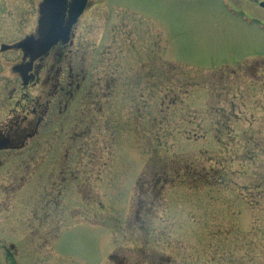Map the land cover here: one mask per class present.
Instances as JSON below:
<instances>
[{"label": "rangeland", "instance_id": "1", "mask_svg": "<svg viewBox=\"0 0 264 264\" xmlns=\"http://www.w3.org/2000/svg\"><path fill=\"white\" fill-rule=\"evenodd\" d=\"M40 1L0 45L36 33ZM262 1L89 0L65 51L82 89L0 160V264H264ZM20 58L0 52V103ZM194 158L227 177L177 176Z\"/></svg>", "mask_w": 264, "mask_h": 264}, {"label": "flooded vegetation", "instance_id": "2", "mask_svg": "<svg viewBox=\"0 0 264 264\" xmlns=\"http://www.w3.org/2000/svg\"><path fill=\"white\" fill-rule=\"evenodd\" d=\"M43 4L44 0H41L38 4V10L42 8ZM27 5L28 0H0V25H12L11 18L13 19L14 17V9L26 11L28 10L26 9ZM81 18L72 28L70 44L63 45L59 43L47 55L33 62L30 60L29 46L23 51L17 47V44L25 43L30 39H32L30 41L38 39L39 34L37 29L35 34L26 35L12 45H0L1 53L13 50L21 53L20 61L10 68V76H19L22 84L20 88H17L13 84L11 86L9 80L6 78L3 79L6 80V84L3 87L10 86L11 88L2 89L5 92L4 94L9 93L7 96L9 102L6 99L5 104L4 101L0 103V160H3L2 157L6 156L7 153L24 149L30 140L40 139L45 136L46 131L44 128L48 127L50 123L52 107L55 113L56 110L61 112L63 104L66 108L69 102L73 101L77 96L81 90V86L84 85L86 77L84 70H81L80 73L75 72L70 60L72 51L65 53V51L69 50V47L73 46L72 40L75 37V31ZM5 33L7 37L12 36L11 32L7 30H5ZM0 36H2L1 33ZM3 47H7L8 49L2 50ZM66 70L68 71L67 76ZM23 72H25L24 76L28 78L27 83H25ZM80 74H83L82 82H78ZM49 83L52 85L51 88H49ZM38 85L41 86L37 95H32L28 92L29 87ZM18 91L21 92V98L17 95L15 104L11 105V101ZM1 165L3 163L0 161ZM61 197L59 193L57 196L59 198L58 201ZM50 213H53V211Z\"/></svg>", "mask_w": 264, "mask_h": 264}, {"label": "water", "instance_id": "3", "mask_svg": "<svg viewBox=\"0 0 264 264\" xmlns=\"http://www.w3.org/2000/svg\"><path fill=\"white\" fill-rule=\"evenodd\" d=\"M88 0H44L40 9V39L30 44L31 62L46 55L58 42L67 44L73 26L83 14ZM264 8V2L260 4ZM29 43V42H27ZM18 45L17 47H21ZM8 49L3 47L2 50ZM31 66V64H29ZM25 83L28 78L24 76Z\"/></svg>", "mask_w": 264, "mask_h": 264}, {"label": "trees", "instance_id": "4", "mask_svg": "<svg viewBox=\"0 0 264 264\" xmlns=\"http://www.w3.org/2000/svg\"><path fill=\"white\" fill-rule=\"evenodd\" d=\"M157 157V156H156ZM180 161V165L182 166L183 162L188 165L185 169H181V166L179 168H177L175 170V172L177 173V176H180V172L181 170H185V175L188 177H193L194 179H196L197 177H200V179H205L207 180L209 183H220L222 181V179L226 178L227 176L225 174H222L221 171L218 173V171H214L213 167L210 168H203L202 171L200 172V174H196L195 171L196 169H198L197 164L200 162V160L197 158H194L192 160L189 161H182L177 159V163H179ZM159 162H161L159 160ZM157 164V160L156 158L153 159L152 164ZM169 164H164L162 167H168ZM202 172H204L205 174H202ZM203 175V176H202ZM177 176H173V174L167 173V172H159V174H157L156 170H154V172L152 173L151 177H150V181L151 183L154 185V187H156L157 189H160V186L163 185V183H171V182H175L176 177ZM221 180V181H220ZM211 186V185H210ZM157 191V190H156Z\"/></svg>", "mask_w": 264, "mask_h": 264}]
</instances>
